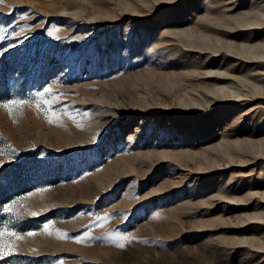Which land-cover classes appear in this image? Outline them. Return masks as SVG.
<instances>
[{
  "label": "rangeland",
  "instance_id": "rangeland-1",
  "mask_svg": "<svg viewBox=\"0 0 264 264\" xmlns=\"http://www.w3.org/2000/svg\"><path fill=\"white\" fill-rule=\"evenodd\" d=\"M0 28V264H264V0H3Z\"/></svg>",
  "mask_w": 264,
  "mask_h": 264
},
{
  "label": "snow or ice",
  "instance_id": "snow-or-ice-1",
  "mask_svg": "<svg viewBox=\"0 0 264 264\" xmlns=\"http://www.w3.org/2000/svg\"><path fill=\"white\" fill-rule=\"evenodd\" d=\"M0 2H3V0H0ZM6 31L5 28H0V32H4ZM5 39V36L3 35H0V40H4ZM45 91H51V89H46ZM36 95H43V93H37ZM26 103L25 100L23 99H14V100H10V101H6L2 104H0V106H3V107H7L9 108V111L11 112L12 111V108L9 107V105H24ZM44 103H50V101H44ZM40 191H43V189H41ZM31 195V193L29 194ZM13 203H15V201H13ZM4 210L5 211H11L12 208L10 206H4ZM108 219H110V215L109 214H105L104 216H99L97 215V221H100V220H104V221H107ZM52 222H49V224H51ZM49 224H46L45 225V229L47 230L49 228ZM56 231H59L58 229ZM35 233H32V232H29L27 235H34ZM7 235L6 231L5 232H0V257H2L5 252H8L9 254L14 251V248H15V245L11 242H7L3 239V237H5ZM12 236L14 237H17V238H22L19 236L18 233H11ZM89 236V232H85L82 236H76L74 239L77 241V242H80V243H83L85 241V238ZM62 238H66V234L64 236H62ZM122 239H125L127 240L128 237L127 236H124L122 237ZM120 247H124V244H120Z\"/></svg>",
  "mask_w": 264,
  "mask_h": 264
}]
</instances>
